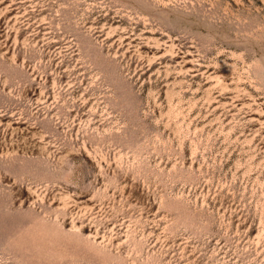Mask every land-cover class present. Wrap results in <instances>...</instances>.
<instances>
[{
    "label": "rangeland",
    "instance_id": "rangeland-1",
    "mask_svg": "<svg viewBox=\"0 0 264 264\" xmlns=\"http://www.w3.org/2000/svg\"><path fill=\"white\" fill-rule=\"evenodd\" d=\"M0 264H264V0H0Z\"/></svg>",
    "mask_w": 264,
    "mask_h": 264
}]
</instances>
